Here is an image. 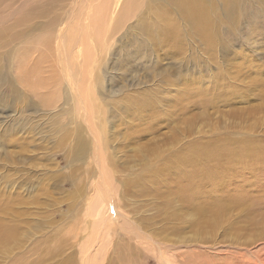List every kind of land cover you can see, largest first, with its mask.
I'll use <instances>...</instances> for the list:
<instances>
[{
    "label": "rangeland",
    "instance_id": "1",
    "mask_svg": "<svg viewBox=\"0 0 264 264\" xmlns=\"http://www.w3.org/2000/svg\"><path fill=\"white\" fill-rule=\"evenodd\" d=\"M205 3L0 0V264H264V2Z\"/></svg>",
    "mask_w": 264,
    "mask_h": 264
},
{
    "label": "bare ground",
    "instance_id": "2",
    "mask_svg": "<svg viewBox=\"0 0 264 264\" xmlns=\"http://www.w3.org/2000/svg\"><path fill=\"white\" fill-rule=\"evenodd\" d=\"M225 1H226V4H228L231 7V8H229V10L232 11L231 14H234L236 0H225ZM262 1L264 2V0H262ZM172 2L174 4L175 10H176V3H177V6L179 8V10L177 12H178L179 17L182 20L188 19L191 24L193 23L196 26V28L198 30L202 31V32H207L210 29V27H211L210 11H209V8L207 7L206 3H205V0H172ZM158 22H159V24H156V25H146V24H144L142 26L146 41L147 42L153 41V40H155L157 38L158 34H161L162 38L156 40L155 45H154V49L156 50V52L158 53L160 50H162L165 47H167L168 50H171V51L175 52V54H176V35H177L176 34V24H177L176 16H173L171 18L170 15H167L165 13H160L159 16H158ZM177 47H179L178 44H177ZM182 48L183 47H179V48H177V50H181ZM3 77H4V75L0 74V81L3 80ZM90 99H93V98H90ZM154 101L159 103V101L154 99V98H145V99H142V100L132 101V103L130 104L129 108L126 110V112L130 116L138 115V120L140 122H152V120L157 119L156 115H157L158 107H159V105L158 106H154ZM83 102H84V100H83ZM92 102H94V100ZM149 107L151 108V110L147 109ZM145 113H149V114L147 115ZM134 132L138 133V132H140V129H138L137 131H134ZM94 137L95 136H93V138H92L93 140H94ZM21 142L22 143L25 142V139L24 138L23 139L19 138V142L18 143L21 144ZM78 142H79V144H81L80 140H78ZM96 142H97V144L93 142L94 145H95V148H97L99 151H101V149H102V147H101L102 146V140L100 138H96ZM26 143H27V141H26ZM84 146H85V144H84ZM75 150L76 149H72L71 150L72 154H74ZM80 151H81V148H80ZM79 157H81V155H79ZM77 159H78V157H77ZM100 169L98 170L99 173L101 171ZM158 173L159 172L157 170H155V171H150L148 174H149V176L152 179L158 180L160 178ZM143 177L144 178H141V177L140 178L142 180L145 179V178L148 179V176H143ZM141 185L143 187V184H141ZM113 209L115 210V208H113ZM97 246H98V243L95 240H91L90 242H88L87 245L84 248V254H85L84 258L87 259V260L92 259L93 258L92 257V254H93L92 252L97 248ZM90 253H91V255H90ZM97 258H96V255H95L94 259L90 260L91 263L89 262V264H101V262L97 261ZM122 262H123V260H122Z\"/></svg>",
    "mask_w": 264,
    "mask_h": 264
}]
</instances>
